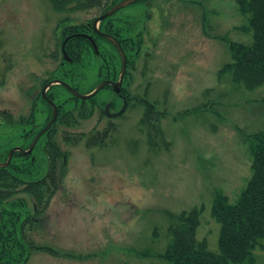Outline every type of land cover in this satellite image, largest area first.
Returning <instances> with one entry per match:
<instances>
[{
    "label": "rangeland",
    "instance_id": "obj_1",
    "mask_svg": "<svg viewBox=\"0 0 264 264\" xmlns=\"http://www.w3.org/2000/svg\"><path fill=\"white\" fill-rule=\"evenodd\" d=\"M53 11L48 0H0V39L10 40V45L0 46V80L5 81L0 88V115L21 113L17 37L35 38V42H22L24 51L52 46V27L41 24L52 18ZM121 11L119 16L140 12L145 18L150 13L162 22L169 20L170 34L156 60L169 69L179 62L184 77L190 76L186 92L174 91L166 85L169 81L160 78L159 69L150 95L142 94L166 109L162 127L171 147L163 150L160 142L163 151L149 150L147 133L140 127L141 112L120 119L119 137L112 135L115 140L102 149L88 146L85 138L71 144L58 141L70 155L67 174L44 213V229L36 231L34 238L70 255L37 252L29 264H173L163 256L173 240L175 216L193 210L200 212L197 239L206 240L209 251L219 254L222 224L213 216L216 194L235 204L252 176V140L264 129V84L246 88L226 70L233 61L231 45L253 43L250 15L240 11L237 0H152L150 5L137 1ZM95 13L69 15L84 21ZM193 14L199 23L209 19L213 34L209 41L204 36L198 39V34L186 35L185 49V29H196ZM41 36L43 44L37 42ZM5 58L13 65L3 72ZM96 62L87 60L82 69L85 91L96 82ZM25 65L27 75L34 70L39 77L56 66L50 61L40 63L36 57ZM106 95L103 90L96 99ZM106 125V121L100 125L96 119L86 120L72 128L71 138ZM253 254L256 264H264L262 246Z\"/></svg>",
    "mask_w": 264,
    "mask_h": 264
},
{
    "label": "flooded vegetation",
    "instance_id": "obj_2",
    "mask_svg": "<svg viewBox=\"0 0 264 264\" xmlns=\"http://www.w3.org/2000/svg\"><path fill=\"white\" fill-rule=\"evenodd\" d=\"M61 17L62 19L58 20ZM146 18H149V20L146 21L145 27L144 21ZM146 18L140 12H136L119 16L114 20L102 21L99 24L101 31L115 36L126 52L127 69L123 79L120 78L122 68L120 54L111 41L95 33L94 18L91 19V22L85 21L81 24V21L74 22L66 11H53L52 18L48 22L43 21L41 24V26L45 24L52 27L53 45L47 48L41 47L38 52L36 47H31L27 51L23 50L22 42L27 40L35 42V38L23 39V37H17L15 50L17 55L16 65L19 72L18 81H21L19 91L21 113L18 114V117L0 116V127L2 128L0 137L3 140L2 145L4 147V151L0 153V156H8L9 150L13 147L28 150L31 142L42 132L39 143L32 153L22 156L25 163L30 160L35 164L36 169L49 172L51 174L49 186L54 185L55 166L49 158L54 153L56 140H67L71 136L72 102L83 103V101L73 97L71 88L81 93L85 91L87 78L82 72V69L86 66L83 51L87 43L91 45L93 50V45L87 36L92 37L101 47V53L96 58L98 71L95 75V85L107 82L102 89L107 95L89 102L91 116L88 119L85 114L88 112V107L85 103L86 106L82 116L84 122L96 119L98 124L102 125L106 121L107 125L102 126L103 129L97 130L95 133H88L87 137L99 139L103 135H114L115 133L110 131L117 130L120 119L123 121L133 117V114L137 111L144 110L145 105H148L145 110L149 114H156L158 111L162 114L165 113L166 109L162 105L157 110V102L146 100L142 95L146 96L152 92L151 90L156 82V79L153 80L155 72L160 69L158 74L160 78L169 81L166 84L168 88L179 92H183L189 87L190 76L184 77L182 64L179 62L173 65L174 68L169 69V67H162L160 61L156 60V57L160 54V46L163 45V41L170 34L169 20L162 22L150 13L146 14ZM172 19L170 17V21ZM79 24L83 27L78 28ZM211 25L209 19L204 18V22L201 21L200 28L197 30L198 39L200 36H210L212 32ZM40 28L37 27V30ZM185 34L194 35V32L192 28H187ZM154 38L159 39L153 41ZM4 39H0L1 47L7 44L10 45V40L6 39L5 41ZM37 42L43 44L44 37H38ZM185 42L189 43L187 39H184ZM186 47L188 46L186 45ZM185 52L189 53L187 50ZM186 56L188 57V54ZM35 57L40 63L50 61L56 66L54 69L47 71L45 76L42 77H39L34 70L27 72L29 73L27 75L25 69L29 63L27 65L25 63L30 60L34 62ZM192 57L193 54L190 57V71L193 74L194 62ZM9 61L5 58V64L2 67L3 72L9 70L13 65V62ZM4 82L3 79L0 80V88L4 86ZM166 85L164 84L163 87ZM53 103L57 106V119L50 126L55 112ZM12 139H16L17 143H12L14 142ZM109 139H113V136ZM15 155H20V152H16ZM28 157H30L29 160ZM45 158H47L46 161ZM10 168L7 169L13 171V168ZM14 180L22 185L24 182L36 183L39 181V177L34 180H27L23 175L15 173Z\"/></svg>",
    "mask_w": 264,
    "mask_h": 264
},
{
    "label": "trees",
    "instance_id": "obj_3",
    "mask_svg": "<svg viewBox=\"0 0 264 264\" xmlns=\"http://www.w3.org/2000/svg\"><path fill=\"white\" fill-rule=\"evenodd\" d=\"M48 1L57 11L94 9L105 12L118 0ZM237 3L242 13L250 15L254 40L249 46L240 43L231 45L233 61L227 64L226 70L232 72L236 83L255 89L264 84V0H237ZM85 53H91L88 47ZM75 122L73 119V124ZM150 122L154 132H164L159 119L147 112L141 123ZM251 152L252 176L240 199L235 204H229L227 198L218 194L215 200L213 214L222 223L220 253H211L206 241L197 239L199 211L193 210L180 215L179 223L171 228L173 241L163 256L165 259L173 264H255L253 250L264 241V129L254 136ZM14 167L24 175L33 173L31 164L23 166L20 171V165ZM4 172L0 170V208L3 214L0 222V264H29L31 256L39 251L61 254L53 247L38 244L33 233L41 227L49 200L59 190L62 172L55 174L54 190L47 187L46 180L40 181L39 187L25 188L23 192L31 196V203L12 197L15 194L12 180Z\"/></svg>",
    "mask_w": 264,
    "mask_h": 264
},
{
    "label": "water",
    "instance_id": "obj_4",
    "mask_svg": "<svg viewBox=\"0 0 264 264\" xmlns=\"http://www.w3.org/2000/svg\"><path fill=\"white\" fill-rule=\"evenodd\" d=\"M136 1H139V0H122V1L119 2L116 6H114L110 11H108L107 13H105L104 15H102L100 18H98V19L95 21V23H94L95 26L97 25V23H98L99 21H101V20H103V19H105V18H107V17L113 15V14H114L115 12H117L118 10H120V9H122V8H124V7H126V6H128V5H130V4H132V3H134V2H136ZM96 31L99 32L97 29H96ZM106 36H107V35H106ZM107 37H109V38H110V39L116 44V46L118 47V49H119V51H120V53H121V55H122V59H123V70H122V76H123V74H124V72H125V69H126V57H125V55H124V52H123V50H122V47H121L120 43H119L115 38L110 37V36H107ZM95 48H96V50H97V46H96V45H95ZM103 86H104V83L101 84V85H99V86L96 88V90H95L94 92H92L91 94H88V95H82V94H80V93H78V92H76V91H73V92H74L75 96H77V97H79V98H81V99H89V98L93 97L94 95H96V94L102 89ZM38 139H39V136L36 138V140H35V141L33 142V144L31 145L30 151L33 149V147H34V145L37 143V140H38ZM14 151H15V150H12V151H11V154H10V156H9V160H8V162L11 160ZM4 165H7V164H4ZM0 219H1V214H0Z\"/></svg>",
    "mask_w": 264,
    "mask_h": 264
}]
</instances>
